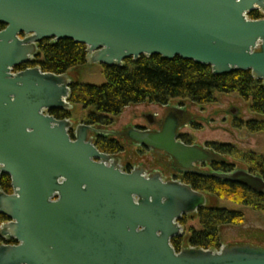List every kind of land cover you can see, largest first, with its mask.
Listing matches in <instances>:
<instances>
[{
	"label": "water",
	"instance_id": "95a60500",
	"mask_svg": "<svg viewBox=\"0 0 264 264\" xmlns=\"http://www.w3.org/2000/svg\"><path fill=\"white\" fill-rule=\"evenodd\" d=\"M256 11L264 14V0H0V181L8 175L13 188L9 195L0 187L8 219L0 238L17 243L0 245V264H264V246L254 243L177 252L180 222L207 208L208 194L140 167L126 173L95 140L126 136L165 153L185 175L264 195L261 176L197 171L218 155L178 141L177 119L161 132L126 134L56 119L51 112L74 109L69 74L11 73L32 63L43 41L70 40L87 47L91 64L181 58L216 76L251 72L264 84V18L248 17Z\"/></svg>",
	"mask_w": 264,
	"mask_h": 264
},
{
	"label": "trees",
	"instance_id": "16d2710c",
	"mask_svg": "<svg viewBox=\"0 0 264 264\" xmlns=\"http://www.w3.org/2000/svg\"><path fill=\"white\" fill-rule=\"evenodd\" d=\"M250 18H262L259 12L250 14ZM6 27L0 25V30ZM40 55L32 63L23 65L16 71H25L29 68H40L44 73L57 76L66 75L71 69L84 66L87 61V47L70 40L53 44L45 40L39 45ZM107 83L101 87L74 83L71 86L69 103L90 110L95 109L87 117L86 125L109 127L111 118L120 116L125 109L135 105L151 103L167 106L175 99H188L198 105L216 103L215 95L238 93L245 101H251V111L254 114L264 115V84L255 80L251 72H236L230 75L216 76L211 67L198 65L192 61L176 58L169 61L160 56L150 58L142 57L139 61L129 59L124 67L103 66ZM69 111H53L51 115L56 119H71ZM252 133L264 132V123L251 121L246 124ZM242 126V125H241ZM73 136V133H72ZM96 146L109 155H118L123 149L113 138L99 137ZM221 156H232L244 161L251 173L264 179V156L253 153L242 155L236 153L226 145H211ZM219 172H233V167L221 165ZM186 184L194 190L239 206L252 208L257 212H264V195H259L247 188L212 178L193 177L187 178ZM1 189L11 195L13 193L11 178L3 175L0 181ZM195 218V217H193ZM201 230L192 231V236L187 244L190 247L204 250L219 251L222 248L220 228L231 226L241 227L245 224V216L240 212L225 209L204 208L199 211ZM8 221L0 213V225ZM188 218L180 223L184 227ZM184 239L175 238L172 245L177 252L184 247ZM10 244H16L12 241Z\"/></svg>",
	"mask_w": 264,
	"mask_h": 264
},
{
	"label": "rangeland",
	"instance_id": "374dc122",
	"mask_svg": "<svg viewBox=\"0 0 264 264\" xmlns=\"http://www.w3.org/2000/svg\"><path fill=\"white\" fill-rule=\"evenodd\" d=\"M73 83L101 87L107 83L104 74V68L100 64L87 63L84 66L75 67L68 73ZM216 103L208 105H198L188 99H175L169 105H178L186 107L190 116L195 119L193 125H188L182 130L184 139L189 144H198L203 148L212 149L211 145H226L231 147L236 153L247 155L250 153L264 156V132L252 133L247 127V123L257 121L264 123V115L254 114L251 111L252 102L245 101L238 93L227 95H215ZM166 106H159L151 103L142 105H132L124 110L118 116L111 118L113 123L109 127L97 126L100 129H107L115 132H123L129 127L140 125L153 129L146 121L140 119L142 114L151 113L163 115ZM236 110L237 115L233 112ZM95 109L87 110L81 105L74 106L71 113V120L75 124H86L87 117ZM204 119V120H202ZM242 125V126H241ZM99 139L95 141L97 142ZM119 143L123 149L122 153L115 155L122 160L125 168L140 167L148 174L155 170H163L169 167L170 162L161 152H151L144 148H137L127 137H119L114 140ZM214 149V148H213ZM215 150V149H214ZM226 160L225 165L233 167V171L244 169L251 172V168L242 160L235 159L232 156H222ZM176 173L165 169L164 180L174 176ZM178 180H183L182 176L177 175ZM208 207L213 209H225L234 212H240L245 216V224L241 227H221V244L250 242L264 246V212H257L252 208L235 205L218 199L214 195H208ZM1 226V225H0ZM201 230L198 218H188L184 226V247H188V240L192 236V231ZM183 247V248H184Z\"/></svg>",
	"mask_w": 264,
	"mask_h": 264
},
{
	"label": "flooded vegetation",
	"instance_id": "af4514ba",
	"mask_svg": "<svg viewBox=\"0 0 264 264\" xmlns=\"http://www.w3.org/2000/svg\"><path fill=\"white\" fill-rule=\"evenodd\" d=\"M186 107L183 106H178V105H168L166 106L163 115H161L159 117L158 114H151V113H144L142 114V116L140 117V119L146 121L153 129H150L148 127H144V126H140V125H136L133 126L132 128H139L141 130H145L147 132H152V133H156V132H161L162 129L164 128V126H166L167 124H169L172 120L177 119L178 123H179V128L177 129V133H178V141L184 143L185 145H193V144H189L187 142V140L184 139V135H182V130L185 129L186 127H188V125H193L195 123V119L190 116L189 112L187 109H185ZM204 120V119H202ZM153 123V124H152ZM129 130H131V128L129 127L128 129H125L123 131L124 134H126ZM126 137V136H124ZM98 139V138H97ZM96 139V140H97ZM206 149L216 153L218 155V162L213 163V164H200L195 166L197 171H202V172H206V173H211V172H219L217 170H219V166L221 165H225L226 160L224 159V157H222L220 154H218L213 147L207 148ZM149 151V150H148ZM162 154L165 155L166 159L169 160L170 162V170L174 171L176 174L174 176H171V178H167L168 181L169 180H175V181H180L182 183H185L187 181V178L190 176L193 177H197L195 175H185L182 173V167L173 159H171L170 157H168L165 153L161 152ZM169 167H164L163 170H155L152 174L149 175H160L163 177V179L165 178V169L167 171H169ZM123 170L126 173H131L133 168H125L123 166ZM221 171H223L222 169H220ZM177 175L182 176L183 180H178ZM167 181V180H166ZM11 242H6V240L1 239L0 238V245L2 244H10Z\"/></svg>",
	"mask_w": 264,
	"mask_h": 264
},
{
	"label": "built area",
	"instance_id": "2783aa9c",
	"mask_svg": "<svg viewBox=\"0 0 264 264\" xmlns=\"http://www.w3.org/2000/svg\"><path fill=\"white\" fill-rule=\"evenodd\" d=\"M12 74H15V71L12 70Z\"/></svg>",
	"mask_w": 264,
	"mask_h": 264
}]
</instances>
